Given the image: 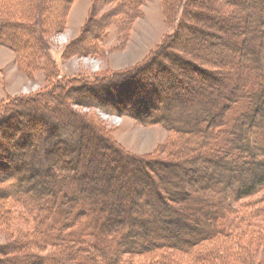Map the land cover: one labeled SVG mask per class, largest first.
<instances>
[{
  "label": "trees",
  "instance_id": "trees-1",
  "mask_svg": "<svg viewBox=\"0 0 264 264\" xmlns=\"http://www.w3.org/2000/svg\"><path fill=\"white\" fill-rule=\"evenodd\" d=\"M17 1L18 17L0 13V44L18 61L22 53L51 61L46 38L65 28L60 9L75 0ZM146 1L93 0L63 57L91 53L113 25L127 34ZM166 1L178 6L176 25L148 60L161 66L151 82L150 65L139 66L79 87L78 96L59 80L1 106L0 217L16 216L9 198L31 205L20 218L25 233L0 247V264H135L155 252L193 264H264V0H224L219 14L208 11L214 0ZM186 30L192 41L220 44L224 55L194 54L192 42L177 40ZM121 89L144 95L141 105L121 102ZM73 101L127 111L174 138L151 154L126 151ZM28 122L38 125L36 144ZM189 150L193 160L183 154Z\"/></svg>",
  "mask_w": 264,
  "mask_h": 264
},
{
  "label": "rangeland",
  "instance_id": "rangeland-1",
  "mask_svg": "<svg viewBox=\"0 0 264 264\" xmlns=\"http://www.w3.org/2000/svg\"><path fill=\"white\" fill-rule=\"evenodd\" d=\"M53 1L58 4L62 0ZM222 3H224V0H214L213 7H210L208 11L221 13ZM17 4H19L17 0L16 3L14 0H0V13L18 17L20 15L18 12L20 13L22 9L19 8L17 11L19 7ZM92 4L93 0H75L69 8L65 9L66 11L60 9V14L63 15L65 13L66 16L65 28L55 31L46 38L52 57V60L49 62L44 61V59L40 60L37 53H27L24 56L22 53L21 59L18 61L17 54L12 48L0 44V108L14 97L32 96L59 80L70 81L71 83L68 84L72 85V95L78 96L80 94L78 92L79 87H85L86 84H91L94 80H101L103 78L118 79L123 75V72L132 71L139 66L146 68L147 65H150L144 71H146L147 75L145 82H151L152 72H156L155 70H158L161 66L153 63L154 61L149 63L150 61L148 62V60L166 41L168 35L174 32L178 14L177 4L175 3L171 6V4H167L166 0H147L142 6V15L132 24L127 34L113 25L107 31L106 39L96 43L93 49L95 51L92 50L91 53L75 54L64 58L62 54L65 47L70 42L78 40L81 35L83 27L89 19ZM108 8H110V5ZM204 28L213 29V27H209L208 22H206ZM18 38L21 40H19L20 42H26L23 37L18 36ZM192 38L191 32H187L186 30L181 33L177 40L178 42L186 40H189V43L192 42L191 46L195 47L194 54L197 53L200 57L212 56L214 59H219L224 55L220 44H211L207 39H203L202 37L194 41H192ZM8 39L15 42V39L12 37ZM28 42L31 41L28 39L26 43ZM28 44L31 45V43ZM86 44H92V42H86ZM30 55L32 59L29 58ZM166 60L168 58L164 57L163 63H166ZM116 83H119V81ZM120 83L123 84V82ZM121 84H117L116 89H120ZM126 90L121 89L118 95L115 93L118 97H121V102H125L127 99L131 106L141 105L139 98H143L142 96L144 95H141V93L129 94ZM75 102L71 103L73 109L81 113H88L93 119L101 122L108 134H111L114 140L126 151L142 155L151 154L161 149L162 146L168 145L171 139L174 138V134L163 125L141 124L128 115L127 111L120 112L116 108L107 111L98 106H89L86 103L80 104ZM27 120L25 118V121ZM36 127L33 128L29 122L27 123V138L29 143L36 144L38 142V139L34 135L36 134L34 133ZM23 140L25 141L26 137ZM189 142L192 143V141ZM187 144L186 146H190L189 143ZM192 151L191 153L190 150L189 152L183 151L184 156H187V160H193L194 152ZM195 165H199V163L195 162ZM22 179L27 181L28 173H22ZM22 184L26 183L22 182ZM4 185L6 184L0 186ZM21 187L23 188L24 186L21 185ZM9 201L10 205L15 207L16 216L13 220L8 219V216L5 215L0 217V247L11 244L26 231L24 222L20 218L28 214L30 202L27 205L28 207H24V204H22L24 200L20 198H9ZM235 206L239 211L240 206L237 203ZM241 210L243 213L250 212L245 207L241 208ZM48 250H51L50 247ZM167 254L155 252L145 256H135L133 262L193 264L190 256L180 254L169 256L172 254Z\"/></svg>",
  "mask_w": 264,
  "mask_h": 264
}]
</instances>
